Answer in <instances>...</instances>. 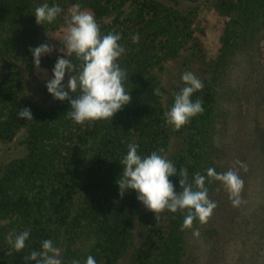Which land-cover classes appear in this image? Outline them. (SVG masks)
I'll list each match as a JSON object with an SVG mask.
<instances>
[{
	"label": "trees",
	"instance_id": "obj_1",
	"mask_svg": "<svg viewBox=\"0 0 264 264\" xmlns=\"http://www.w3.org/2000/svg\"><path fill=\"white\" fill-rule=\"evenodd\" d=\"M59 1L46 0L63 7ZM186 1L199 0H67L54 23L38 25L33 12L45 1L0 0V63L5 64L0 71V146L21 130L26 133L24 156L0 161V264H26L25 258L40 251L44 240L56 247L62 235V264H85L89 255L96 264H117L133 246L135 219L139 241L129 264H185L187 229L182 225L187 212L155 214L134 191L121 196L116 183L122 173L119 162L129 144L138 145L142 156L153 151L163 156L171 137H177L182 148L166 159L178 173L187 170L188 183L196 190L194 175L207 172L219 79L232 54L264 27V0H213L205 24L217 26L218 36L204 42L207 34L198 28L197 10L183 7ZM77 8L94 16L101 35H121L125 51L117 63L129 77L125 86L131 100L112 120L77 124L68 116V101L54 100L46 87L34 99L22 92L23 77L33 69V42H24L15 30L23 24L25 33L55 29L65 10ZM188 45L185 72L203 83L192 99H199L204 111L175 130L166 124L165 113L184 83L165 94L156 70ZM61 55L46 58L48 80ZM69 59L79 65L74 56ZM73 95H79V89ZM24 108H30L33 120L17 116ZM170 179L176 191H182L179 175ZM211 183L206 180L207 189ZM199 223L194 220L192 228ZM25 230L30 237L17 252L6 237Z\"/></svg>",
	"mask_w": 264,
	"mask_h": 264
},
{
	"label": "rangeland",
	"instance_id": "obj_2",
	"mask_svg": "<svg viewBox=\"0 0 264 264\" xmlns=\"http://www.w3.org/2000/svg\"><path fill=\"white\" fill-rule=\"evenodd\" d=\"M66 1H59L63 4L61 9L65 8ZM212 2H183L185 8H196L198 28L202 32L204 29L207 34L202 39L204 42L216 41L218 36L217 26L205 24L211 18ZM73 11L65 10L62 21L52 30L34 28L25 33L24 24L15 30L17 35L24 37V42H33L30 49L41 44L53 48L50 54L41 57L39 68L35 66L33 57L29 56L33 69L24 75L21 86L28 98L34 99V94L45 88L49 74L44 66L46 58L62 53L61 41L67 33V21ZM259 29L254 39L232 54L219 79L210 147L207 148L205 170L214 168L218 173L230 169L235 171L243 182L239 195L241 203L233 206L224 186L213 180L208 189V198L216 203V208L206 223L187 228L184 238L185 264H264V27L261 25ZM190 50L191 46L184 47L177 57L168 59L156 70L165 94L184 83L181 77L185 73ZM4 67L5 64L0 63V71ZM25 136V131L21 130L11 142L2 144L0 161L24 156ZM170 140L163 155L165 158L178 153L182 148L179 138L171 137ZM237 161L242 162L244 167ZM133 231V246L117 264H129L133 248L138 244L136 219ZM194 232L199 234L194 235ZM64 240L62 235L56 245L60 250V259L65 249Z\"/></svg>",
	"mask_w": 264,
	"mask_h": 264
},
{
	"label": "clouds",
	"instance_id": "obj_3",
	"mask_svg": "<svg viewBox=\"0 0 264 264\" xmlns=\"http://www.w3.org/2000/svg\"><path fill=\"white\" fill-rule=\"evenodd\" d=\"M62 9L58 4L51 6L48 2L38 6L33 14L38 25L54 23L61 14ZM67 33L61 41L63 55L58 56L52 68V77L47 80L45 87L54 100L68 101V116L77 124L88 121L112 120L130 100V90L125 82L129 79L124 69L117 63L118 58L125 49L119 41V33L101 35L99 25L94 16L78 8L71 14L67 21ZM138 36L133 37L137 42ZM33 62L37 68L43 55L50 54L53 48L48 44H41L30 49ZM75 57L79 65L74 64L69 57ZM68 74L65 83V76ZM184 87L174 93V102L165 113L166 124L179 130L191 118L203 113L202 102L193 100L192 96L203 88V83L192 72H185L182 77ZM79 89V95H73ZM71 94V95H70ZM74 97V98H73ZM19 118L33 120L30 108H24L17 113ZM122 173L117 179L120 195L134 191L136 198L143 206L154 212L160 213L168 210L172 213L187 212L182 228H192L193 221L206 223L216 208V203L208 198L206 180L219 181L229 194L233 206H238L241 201L239 195L243 186L242 180L233 170L218 173L214 168H208L205 175L195 174L193 184L188 183L187 170L179 171L168 159L156 151L142 156L138 154V145H128L126 154L119 162ZM241 167L242 162L237 161ZM179 175V185L182 191L177 192L170 179ZM194 232V235H198ZM30 232L25 230L19 234L9 233L7 242L17 252L24 249ZM59 248L55 247L52 240H44L40 251H32L25 258L26 264H62ZM72 264H79L74 260ZM85 264H96L92 256L86 258Z\"/></svg>",
	"mask_w": 264,
	"mask_h": 264
}]
</instances>
